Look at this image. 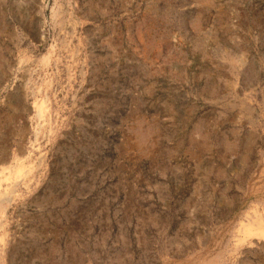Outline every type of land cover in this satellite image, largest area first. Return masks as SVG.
<instances>
[{
	"label": "rangeland",
	"instance_id": "1",
	"mask_svg": "<svg viewBox=\"0 0 264 264\" xmlns=\"http://www.w3.org/2000/svg\"><path fill=\"white\" fill-rule=\"evenodd\" d=\"M249 226L264 0H0V264H264Z\"/></svg>",
	"mask_w": 264,
	"mask_h": 264
},
{
	"label": "bare ground",
	"instance_id": "2",
	"mask_svg": "<svg viewBox=\"0 0 264 264\" xmlns=\"http://www.w3.org/2000/svg\"><path fill=\"white\" fill-rule=\"evenodd\" d=\"M39 100V99H38ZM45 105V104H44ZM48 105V104H47ZM41 112V111H40ZM40 115V114H39ZM20 163V162H19ZM20 170H19V174L20 173H22L23 172V169H24V167H23V165L19 168ZM3 174V173H2ZM25 175V174H24ZM2 176V175H1ZM20 176V175H19ZM22 178V177H21ZM5 180V179H4ZM3 182V181H2ZM11 182V181H10ZM262 217H263V215H262ZM259 218V217H258ZM246 231H247V234H249V235H263L264 234V228H254V227H252V226H249V227H246Z\"/></svg>",
	"mask_w": 264,
	"mask_h": 264
}]
</instances>
